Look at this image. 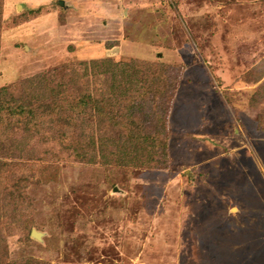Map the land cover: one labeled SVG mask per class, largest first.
Here are the masks:
<instances>
[{"label": "rangeland", "instance_id": "obj_1", "mask_svg": "<svg viewBox=\"0 0 264 264\" xmlns=\"http://www.w3.org/2000/svg\"><path fill=\"white\" fill-rule=\"evenodd\" d=\"M0 12V86L50 77L49 95L101 58L178 78L163 166L90 163L19 133V152L0 149V264H264V0H1Z\"/></svg>", "mask_w": 264, "mask_h": 264}, {"label": "trees", "instance_id": "obj_2", "mask_svg": "<svg viewBox=\"0 0 264 264\" xmlns=\"http://www.w3.org/2000/svg\"><path fill=\"white\" fill-rule=\"evenodd\" d=\"M159 65L133 59L84 61L80 74H61L49 95L40 89L50 77L30 76L0 86V149L6 156L19 152V133L20 140L63 143L75 158L90 163L145 168L167 164L165 112L178 78ZM78 84L79 91L73 88ZM45 119L57 124L51 134L40 128ZM8 189L11 193L17 188Z\"/></svg>", "mask_w": 264, "mask_h": 264}, {"label": "water", "instance_id": "obj_3", "mask_svg": "<svg viewBox=\"0 0 264 264\" xmlns=\"http://www.w3.org/2000/svg\"><path fill=\"white\" fill-rule=\"evenodd\" d=\"M31 236L35 238H40V233H38L36 230L32 229L30 232Z\"/></svg>", "mask_w": 264, "mask_h": 264}]
</instances>
